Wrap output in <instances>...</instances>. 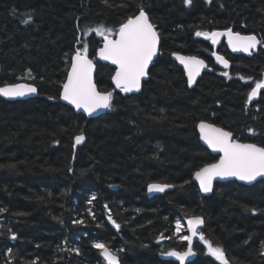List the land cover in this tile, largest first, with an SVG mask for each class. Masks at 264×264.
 <instances>
[{
	"label": "trees",
	"instance_id": "obj_1",
	"mask_svg": "<svg viewBox=\"0 0 264 264\" xmlns=\"http://www.w3.org/2000/svg\"><path fill=\"white\" fill-rule=\"evenodd\" d=\"M140 5L160 33L159 58L133 96L115 90L113 67L97 63L96 84L112 93V107L88 120L60 100L75 53L87 47L95 60L104 37L94 30L115 38ZM228 29L262 44L245 57L221 42L216 49L231 63L224 71L209 55L211 40L195 33ZM174 53L203 58L213 71L190 89ZM0 66V86L39 90L36 99L0 98V264H106L96 242L120 264H178L162 253L187 249L179 237L196 216L228 264H264V180L218 184L210 197L192 181L218 160L200 142V122L264 146V89L247 101L264 81V0H0ZM152 183L174 189L149 198ZM194 251L189 264H222L199 239Z\"/></svg>",
	"mask_w": 264,
	"mask_h": 264
},
{
	"label": "snow or ice",
	"instance_id": "obj_2",
	"mask_svg": "<svg viewBox=\"0 0 264 264\" xmlns=\"http://www.w3.org/2000/svg\"><path fill=\"white\" fill-rule=\"evenodd\" d=\"M105 3H107V0H105ZM185 3L191 6L192 0H185ZM94 31L103 36L105 40L103 47L99 50V57L117 66L113 77L116 87L124 93L139 91L141 80L148 75V67L158 54L160 42L159 33L150 22L143 5L139 6L137 15L128 18L127 22L119 28L118 39H111V30L106 32L103 27H98ZM195 35L211 40L212 44H217L220 37H227L228 44L233 51L249 53L261 43L254 35L243 36L239 33H233L231 29L210 33L197 31ZM176 59L187 69L189 85L195 83V77L199 75L201 68L207 67L203 60L195 57L176 55ZM216 59L225 68L229 67V62L223 56H217ZM93 71L94 64L92 60L88 59L87 47H84L82 51L77 50L71 64V72L67 77V82L63 85L62 95L63 100L74 105L77 110L83 109L89 116L99 110L112 107V93H101L97 90V86L93 81ZM223 75L227 76L228 73L225 72ZM262 89H264V81L256 82L247 101L251 103L252 99L257 97ZM35 92V87L26 84L0 87V96L9 98L23 97ZM199 130L201 139L213 151L223 153L218 163L208 164L194 173V179L199 182L200 189L203 192H212L213 180L217 177H235L249 184L256 181L258 177L264 178V146H258L255 143H240L232 138L231 132L203 122L199 124ZM249 131L255 134L253 130L249 129ZM84 139L83 134L77 135L75 144L82 143ZM168 187L170 185L153 183L149 185L148 191L164 192ZM93 199H95L94 196ZM109 219L111 220V216H109ZM77 223L82 224L83 221L80 220ZM112 223L119 229V224H116L115 221H112ZM187 223L191 234L179 237L181 240L187 241V250H169L162 253L176 258L180 261V264H184L189 256L195 255L192 250L193 238L198 236V226L203 225L204 221L201 217H193ZM175 231L179 236L181 232L179 222L175 225ZM11 238L16 239L15 235ZM198 238L206 246L208 255L215 258L216 261L222 262V264H228L221 247L214 246L206 240L202 232L199 233ZM160 239L163 240L164 236L161 235ZM93 247L99 250L107 264H119L118 256L105 243L96 242ZM10 252L11 250H9V254Z\"/></svg>",
	"mask_w": 264,
	"mask_h": 264
},
{
	"label": "water",
	"instance_id": "obj_3",
	"mask_svg": "<svg viewBox=\"0 0 264 264\" xmlns=\"http://www.w3.org/2000/svg\"><path fill=\"white\" fill-rule=\"evenodd\" d=\"M148 17H149V16H148ZM149 20H150V22H151V19H150V18H149ZM151 23H152V22H151ZM152 24H153V23H152ZM153 25H154V24H153ZM155 28H156V27H155ZM156 30H157V29H156ZM223 31H226V30H217V31H215V32H223ZM157 32L159 33L158 30H157ZM232 32H233V31H232ZM233 33H236V32H233ZM239 34H240V33H239ZM241 35H243V36H248V35H244V34H241ZM254 36H256L257 39H258L259 41H261V43L258 44L256 48L252 49V50L250 51V53H249V52H243V51H233V50H232V47L228 44L227 37H220V38H219V41H218L217 44H212V45L214 46V50H213V52H211L209 55H210V57L213 59V61L215 62V64L218 66L219 69L224 70V71H228V70L230 69V67H231V63H230V62H229V61L223 56L224 59H226V60L229 62V67H228V68H225V67L223 66V64L220 63V62L216 59L217 56H222L221 54L218 53V51H217V49H216V48L218 47V45H219L221 42H224V44H225V46L227 47L228 51H229L233 56H245V57H250L254 52H256V51L260 48V46H261V44H262V40H261V38H260L259 36H257V35H254ZM159 37H160V33H159ZM118 38H119V37H118V33H117V35L115 36V38H111V39H118ZM104 43H105V40H103V43H102V46L100 47V49L103 47ZM211 43H212V42H211ZM100 49H98V51H97L96 59H95V60H93V59H91V58L88 57V59L92 60V62H93V64H94L93 81H94L95 84H96V74H97V63L104 64V65H109V66H111V67H113V68L115 69V72H116V69H117V66H116V65L112 64L110 61L102 60V59L99 57V50H100ZM160 52H161V39H160V42H159V45H158V54H157V56H155V57L153 58L151 64H150L149 67H148V70H147V71H148V75H147L145 78H143V79L141 80V87H140V90H139V91H133V92H129V93H124V92H122L119 88L116 87V85H115V83H114V81H113V77L115 76V74H114L113 77H112V84H113L115 90H116V91H121L122 94H123V96H133V95H138V94H140V93L142 92V90H143V86H144V84L149 80V73H150V70H151L152 66L154 65V63H155V62L157 61V59L159 58ZM176 55L185 56V57H195L196 59L203 60L204 63H205V65H207V67L201 68V70H200V72H199V75H197V76L195 77V83H193V84H191V85H189V83H188V86H189L190 89H194V88L196 87V85L198 84L199 80L202 78V76H203L204 74H206V73H211V72L213 71L212 68L209 67L207 61H205L203 58H200V57H197V56H191V55L180 54V53H174V54L171 56V59H172L177 65H178V67H180V68L183 70V72H184V74H185V77H186V79H187V82H188V72H187V69H185L184 65L181 64V63L179 62V60L176 59ZM72 62H73V61H72ZM0 72H1V66H0ZM70 72H71V67H70V70H69L68 75L70 74ZM67 77H68V76H67ZM66 82H67V79H66L65 83H66ZM65 83H64V84H65ZM17 84H26V85H29V86H31V87H35V88H36V92H35V93L27 94V95H25V96H23V97L9 98V97L0 96V98H1V99H4V100H6V101H9V102H15V101H20V100H31V99H36V98L39 97V90L37 89V87H36L35 85H33V84H29V83H25V82H21V83H17ZM11 85H14V84H11ZM4 86H6V85H4ZM4 86H0V87H4ZM96 86H97V84H96ZM97 90L100 91L99 88H98V86H97ZM262 90H263V89H262ZM262 90H260V92L258 93L257 97H254V98L252 99V101H251L250 104H255V103L259 100V97H260V94H261ZM100 92H101V91H100ZM101 93H104V92H101ZM62 95H63V89H62V92H61V95H60V100H61V102H62L63 104H65L66 106L70 107L71 109H73L77 114H81V115L85 116L88 120L97 119V118H99V117L105 115L106 112L108 111V109L99 110L98 112L93 113L91 116H89L88 113L85 112L83 109L77 110V109L75 108L74 105L69 104L67 101L63 100ZM200 123H201V122H200ZM200 123H199V124H200ZM203 123L211 124V123H209V122H205V121H203ZM199 124L197 125V132H198V135H199L200 142H201V144H202V145H203V146H204V147H205V148H206V149H207V150H208L213 156L218 157V160L215 162V163H218L219 160H220V158L223 156V153L213 151V150L207 145V143H206L203 139H201V134H200V130H199ZM211 125H213L214 127L221 128V127L216 126V125H214V124H211ZM221 129H223V128H221ZM223 130H225V129H223ZM225 131H227V130H225ZM83 135H84V134H83ZM84 137H85V135H84ZM232 138L235 140L233 134H232ZM85 141H86V137H85L84 141H83L82 143L78 144V145L75 144V141H74V158H75V155H76L77 149H78L79 147L83 146V144L85 143ZM236 141H237V140H236ZM238 142H240V141H238ZM240 143H243V142H240ZM263 180H264V178H260V177H258L256 181H254V182H252L251 184H249V183H247V182H245V181H240V180H238V179L235 178V177H225V178L217 177L216 179L213 180V188H212V192H210V193H205V192H203V191L200 189L199 182L196 181V180L194 179V176H193V179H192L193 183L198 187V190H199L200 195H201L202 197H210V196H212V194H213V192H214V189H215L216 185H218V184H224V183L236 182V183L241 184V185H243V186L250 187V186H253V185H255L256 183H258V182H260V181H263ZM152 184H153V183H152ZM158 184H162V183H158ZM150 185H151V184H150ZM167 185H168V184H167ZM148 187H149V186H148ZM148 187H147V194H148L149 198H153V197H155V196H160V195H162V194H164V193H166V192L172 191V190L174 189V187L170 185V187L166 188L164 192H149V191H148ZM196 217H197V216H196ZM192 218H193V217H192ZM190 219H191V218H190ZM188 220H189V219H188ZM188 220H187L186 223H185V228H186V231H187V235H190L191 233H190L189 230H188V223H187ZM112 221H115V220H114L113 218H111V220L108 219V222H109L110 226H111L114 230H117V228H116L115 225L112 223ZM203 221H204V220H203ZM203 225H204V223H203ZM203 225L198 226V236H199V232H200L201 228L203 227ZM198 236L195 237V238H193L192 250H193L194 253H195V251H194V244H195V241H196L197 239H199ZM186 250H187V249H186ZM100 255H101V254H100ZM194 257H195V255H191V256H189V257L184 261V264H189V263L194 259ZM101 258L104 260V258L102 257V255H101ZM171 258H172V260H174L175 262H177L178 264H180V261H178L176 258H174V257H171ZM118 259H119V257H118ZM104 262L107 264V261L104 260ZM119 264H120V261H119Z\"/></svg>",
	"mask_w": 264,
	"mask_h": 264
}]
</instances>
